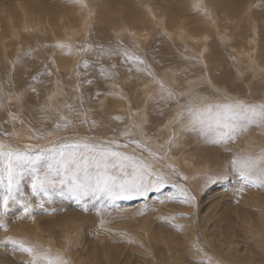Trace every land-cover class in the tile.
<instances>
[{
    "label": "rangeland",
    "instance_id": "1",
    "mask_svg": "<svg viewBox=\"0 0 264 264\" xmlns=\"http://www.w3.org/2000/svg\"><path fill=\"white\" fill-rule=\"evenodd\" d=\"M208 1V7L202 5L205 13L195 10V0H86L88 10L95 6L96 13L108 14L107 19L101 18L105 22L101 25L94 21L93 13L89 12L90 18L87 12L89 22L84 27L80 17L86 8L79 10L80 6L71 0H0V139L20 146L46 147L49 141L91 136L97 141L123 144L128 141L122 133L127 132L140 145L128 143L122 151L143 156L156 171L195 196L192 206L179 200L168 201L166 197L175 191L169 185L143 197L119 199L115 210L101 217L96 213L100 207L96 201L78 202L57 195L45 204L46 210L37 209L34 219L10 216L12 222L7 230H0V240L12 237L39 241L43 248L63 256L68 264H207L208 259L214 264H264V230L256 231L260 218L252 208L254 201L263 202L264 207V188L248 187L240 192L235 176L217 178L222 169L227 170L233 154H258L264 150V126L249 127L227 145H213L195 134L181 133L179 126L174 128L171 123L175 104L168 107L157 103V84L147 73L137 72L135 63L128 71L129 64L120 54L127 50L142 58L166 86L191 89L209 100H216L217 92L230 98L264 100V0ZM145 4L156 6L162 22L152 18ZM123 8L128 10L126 21L142 34L146 29L149 39L139 43V38L128 31L125 37L113 32L108 25L120 19L117 15L123 11L117 10ZM68 20L71 25L76 21L77 27H83L76 29L78 35L70 39L61 30ZM178 21L182 22L186 39L188 35L199 38L208 32L209 49L204 55L196 48L189 50L201 44L175 39L162 29L165 25L173 31ZM58 44L66 47L61 49ZM4 51L8 52L6 56ZM72 52L76 57L73 65L62 68ZM84 61L89 63L87 68ZM173 70L176 80L182 81L178 85L176 81L174 86L166 83ZM113 74L114 78H110ZM58 79H62L60 93L50 102L48 94ZM87 80L93 83L89 85ZM30 84L39 96L31 92ZM77 84L79 91L74 87ZM81 92L83 108L80 116L73 117L75 125L66 131L54 130L57 114L69 113L64 104H78L75 97ZM19 93H23L24 103L17 101ZM125 93L130 96L126 109L121 99ZM186 98L180 97V103ZM47 104L52 109L44 118L40 112ZM6 110L24 122L11 120ZM84 119L88 122H79ZM20 127L25 131L19 132ZM5 131L11 134L10 139L2 135ZM48 132L52 135L47 136ZM178 134L184 138L180 142H184L177 146L173 140L179 139ZM36 135L44 138H29ZM173 135L175 139H171ZM24 191L30 192L26 182ZM29 259L27 253L0 244V264H27Z\"/></svg>",
    "mask_w": 264,
    "mask_h": 264
},
{
    "label": "snow or ice",
    "instance_id": "2",
    "mask_svg": "<svg viewBox=\"0 0 264 264\" xmlns=\"http://www.w3.org/2000/svg\"><path fill=\"white\" fill-rule=\"evenodd\" d=\"M71 2L87 7L85 0ZM194 8L207 12L206 9H201V0H197ZM57 47L63 49L66 45L58 44ZM108 54L111 55L112 51L108 50ZM120 54L124 57V63L129 64L128 71H132L131 65L135 63L137 72L147 73L157 84L158 91L155 94L157 103L162 102L168 107L175 104L171 123L174 128L179 126L181 133L195 134L204 142L213 145H227L235 142L249 127L264 126V100L254 102L230 98L218 92L216 100H209L206 95L193 93L191 89L185 91L182 87L176 89L166 86L162 78L156 79L142 58L127 50ZM88 66V61H84V67ZM48 74L51 75L50 72ZM114 75L110 78H114ZM101 76H104L103 69ZM32 80L36 82L37 77L33 76ZM86 83L91 85L93 80H87ZM74 87L79 91V84ZM29 88L33 94L39 96L36 87L30 84ZM100 94L102 93L97 92V95ZM82 95L81 92L75 97L78 104H64L69 113L57 114L54 130L66 131L75 125L73 117L80 116V109L83 108ZM183 96L187 98L184 103H180V97ZM16 99L24 103L23 93H19ZM48 99L51 101L52 96ZM2 106L0 96V107ZM50 109L51 104L45 105L40 115L47 118L45 114ZM6 111L11 120L20 119L21 123L24 122L21 117ZM79 122L88 121L84 119ZM2 135L11 138V134L6 131ZM51 135L52 132L47 133V136ZM122 135L127 143L121 144L115 140L97 141L91 136H74L49 141L46 147L31 144L21 147L6 139H0V230H7L12 222L10 216L34 219L37 209L46 210L45 204L57 195L67 196L78 202L96 201L100 204V207L96 208V213L101 217L104 213H109L110 209L115 210V202L119 199L143 197L150 191H159L169 185L175 191L166 197L168 201L179 200L188 206L194 205L195 196L189 189L170 181L164 174L156 171L152 163L143 156H138L135 152L122 151L121 149H127L128 143L140 145L138 140L131 138L130 133L125 132ZM29 138L43 139L44 136L36 135ZM171 139H175V135ZM221 176L225 178L235 176L239 181L240 192L248 187L264 188V150L258 154L245 152L233 154L227 170L222 169L221 173L217 174V178ZM25 182L30 188L29 193L24 191ZM100 223L101 226L105 223L103 218ZM173 227L182 228L179 225ZM0 244L11 247L13 251L27 253L30 257L27 264H68L63 256L43 248L39 241L29 242L5 237L4 240H0ZM207 264L214 262L208 259Z\"/></svg>",
    "mask_w": 264,
    "mask_h": 264
},
{
    "label": "bare ground",
    "instance_id": "3",
    "mask_svg": "<svg viewBox=\"0 0 264 264\" xmlns=\"http://www.w3.org/2000/svg\"><path fill=\"white\" fill-rule=\"evenodd\" d=\"M211 1V0H210ZM210 1H208V3L210 2ZM85 2H86V0H85ZM195 4L197 3V0H195V2H194ZM86 4H87V2H86ZM195 4H193V5H195ZM213 4V3H212ZM88 5V4H87ZM202 5H205V7H208V5H207V2H206V0H201V9H202ZM95 7V6H94ZM93 7V9H91V11L90 10H88V8L87 7H85L86 9H84L83 7H81L80 6V9L79 10H81V9H84L85 10V15L84 14H82V15H84V16H81L80 18H83V25H84V27H85V23L86 22H89L88 21V16H86V14H87V12H88V15H92V13H93V16H92V18L94 19V21H96V23H101V25L103 24V23H105L103 20H101V18L102 17H105L106 19H107V14H108V11H105L106 12V14L104 15V14H100V13H96L97 11H94V8ZM144 7L146 8V10L149 12V14H151V16H152V18H154V20H156L157 22H159V21H161L162 22V20H163V18L158 14V12H157V10L155 9V7L156 6H152V8H150L151 7V5H144ZM150 8V9H149ZM116 10V9H115ZM127 9H125V8H123V9H119V10H117V11H123V12H121V13H119L117 16L120 18L118 21H116V22H114L112 25H108V26H110V28L113 30V32H115V34H120V35H123L124 37L125 36H127V34H126V32L128 31V32H130L131 34L130 35H132V36H134V37H137V38H139V40H138V42L139 43H141L142 41H146L147 40V38L149 37H147V35H148V31L146 32V29H143L144 31H145V33L144 34H142V33H140L139 32V30H138V27H136L135 25H133V24H131V23H129V22H127L126 21V19H125V15L128 13L127 11H126ZM100 11V10H99ZM113 11V10H112ZM89 12H91L90 14H89ZM116 12V11H115ZM96 13V14H95ZM104 13V12H103ZM117 13V12H116ZM143 13V12H142ZM247 13H249V12H247ZM95 14V15H94ZM115 14V13H114ZM121 14V15H120ZM80 15V14H79ZM91 15H90V18H91ZM146 15V14H145ZM145 15L144 14H141V16L142 17H145ZM237 16H238V14H237ZM147 17H149V16H147ZM146 18V17H145ZM151 18V19H152ZM239 18V17H238ZM74 19V18H73ZM75 19H77V18H75ZM79 19V18H78ZM205 20H206V24L208 25V16H207V18H205ZM80 22V21H79ZM95 23V24H96ZM121 23V24H120ZM180 23H182V22H180V21H178L176 24H175V29L172 31L171 29L169 30H167L165 27V25H163V28L162 29H164L165 31H167L168 33H169V36H171V37H173V38H175V39H181V40H183V42L185 41V42H189V41H191V40H194V42L196 43V44H201V46H194V47H190L189 48V50H191V49H197V50H199V52L200 53H202L203 55L205 54V51H206V49H209V48H207V47H209L208 46V44H207V39H208V32H204L206 35H203L202 37H199V38H197V37H193V36H190V35H188L187 33H186V35H188L187 36V39H186V36L184 35L185 34V31H184V29H183V27L180 25ZM88 25V24H87ZM152 25V24H151ZM185 26V25H184ZM77 23H76V21H74V22H72V25L69 23V20H68V22H66V23H64V25H63V29H61V30H64V33L63 34H67V37L70 39V38H74L75 36H76V34L78 33V29H80L79 27H77ZM168 27V26H167ZM105 28V27H104ZM136 28H137V30H136ZM153 28V27H152ZM155 28V27H154ZM153 28V29H154ZM169 28V27H168ZM77 29V30H76ZM83 29V27H81V29L80 30H82ZM150 28H148V30H149ZM187 29H188V27H187ZM208 30V29H207ZM151 31V30H150ZM155 31V30H154ZM86 32V31H85ZM84 32V33H85ZM153 32V31H152ZM156 32V31H155ZM164 32V31H163ZM219 32V31H218ZM157 33V32H156ZM220 33H222L221 31H220ZM10 34V33H9ZM114 34V35H115ZM165 34V33H164ZM78 35V34H77ZM129 35V34H128ZM226 34H224V36H225ZM9 37L11 36V35H8ZM25 36V35H24ZM151 36V35H150ZM28 39V38H27ZM26 39V40H27ZM149 39V38H148ZM226 39V41H229L230 40V38H225ZM28 41V40H27ZM225 41V42H226ZM43 42V41H42ZM210 44H212V43H210L209 42V45ZM237 44V43H236ZM236 44H234V45H236ZM239 44V43H238ZM8 45V44H7ZM233 45V46H234ZM250 45V44H249ZM227 46H230V45H227ZM232 46V45H231ZM230 46V47H231ZM232 46V47H233ZM231 47V48H232ZM238 47V46H237ZM236 48V46H234V49ZM249 49V48H248ZM247 49V50H248ZM250 50V49H249ZM167 51V50H166ZM210 51H212V50H210ZM264 51V50H263ZM237 52H238V50H237ZM241 52H242V50H241ZM185 53V52H184ZM236 53V52H235ZM3 54H4V56H6L7 54H8V52H6V51H4L3 52ZM167 54V53H166ZM202 55V56H203ZM211 55V54H210ZM29 56V55H28ZM33 56V55H32ZM192 56V55H191ZM246 56V55H245ZM26 57V56H25ZM25 57H23V58H25ZM203 57H205V56H203ZM207 57V59H208V55L206 56ZM212 57V56H211ZM259 57V56H258ZM262 57V56H261ZM13 58L14 57H11V60L13 61ZM31 58V57H30ZM75 55H74V53L72 52V54L70 55V57L68 58V60H65L64 61V63H63V65H62V68L63 67H65V66H67V65H69V66H71V65H73V62L75 61ZM193 58V57H192ZM196 58V57H195ZM221 58V57H220ZM21 59V56L19 57V60ZM170 59V58H169ZM184 59V58H183ZM197 59V58H196ZM217 59H219V57L217 58ZM259 59H260V57H259ZM18 60V59H17ZM36 60V59H35ZM171 60V59H170ZM177 61H180V60H178V59H176ZM190 60H192V59H190ZM200 60H202L201 58H200ZM22 61V60H21ZM183 62L185 61V60H182ZM181 61V62H182ZM1 62H2V60H1ZM196 62V61H195ZM207 62V60H205V63ZM38 63V62H37ZM61 63V64H62ZM188 63V62H187ZM19 65H20V63H18ZM60 64V65H61ZM75 64V63H74ZM183 64V63H182ZM185 64V63H184ZM207 64V63H206ZM18 65V66H19ZM27 66H30V63L28 62L27 64H26ZM177 65V64H176ZM187 65V64H186ZM21 66V65H20ZM19 66V67H20ZM40 66V65H39ZM180 66V65H179ZM178 66V67H179ZM177 67V68H178ZM188 67V66H187ZM164 68V67H163ZM183 70H184V68L183 67H181ZM203 68V67H202ZM72 69V68H71ZM179 69H180V67H179ZM189 69V68H188ZM176 71V70H175ZM175 71L173 70L172 72H170L169 73V79L167 80V84L169 85L170 83H171V85H173V83H175L176 84V81H178V83H177V85L180 83V82H182L180 79V81L179 80H176V78H175ZM180 71H181V69H180ZM185 71V70H184ZM263 70H261V72H262ZM259 72V71H258ZM184 73H186V71L184 72ZM263 73V72H262ZM181 74V73H180ZM188 76V75H187ZM58 77H60V76H58ZM188 78V77H187ZM59 80V82L58 81H56L54 84H55V86H54V88H52L51 89V91H50V93L48 94L49 96H51L50 94L51 93H53L54 91H55V93H53L52 94V100L50 101V102H52L53 101V98H55V97H57V95L60 93V90H61V87L59 86V83L60 84H62L61 82V80L60 79H58ZM185 80H186V78H185ZM185 80H183V81H185ZM58 82V83H57ZM186 82V81H185ZM189 84H193V81L191 82V83H189ZM176 85V86H177ZM174 86V85H173ZM114 89V88H113ZM48 91V90H47ZM65 91V90H64ZM125 92V91H124ZM124 94V93H123ZM70 96V93H66V97H69ZM231 96V95H230ZM128 97H130L127 93H125V96L124 95H122L121 96V99H123L124 100V103L122 104V107L123 108H127L128 106H129V103L127 102V99H128ZM232 97H234V95H232ZM245 98V97H244ZM243 99V98H242ZM85 100V99H84ZM182 100V99H181ZM247 100V99H246ZM130 102V101H129ZM27 107V105L25 104V108ZM28 113H30V110H28V112H27V114ZM145 116H146V114H145ZM25 130L23 129V128H19V132H24ZM178 136V138L179 137H181V135H177ZM263 138V137H262ZM180 139L181 138H179V139H176V140H173V143H175L177 146L178 145H180L181 143L183 144V142H180ZM182 139H184V138H182ZM181 139V140H182ZM9 141V140H8ZM17 143H18V141H17ZM16 144V143H15ZM19 145V144H18ZM25 145V144H24ZM21 146H23V145H21ZM253 150V149H252ZM251 150V151H252ZM256 150V149H255ZM253 153H255V152H253ZM263 202H261V201H254V203H253V206H252V208H253V211L256 213V215H257V217L258 218H260L259 220H258V229L256 230V231H262V230H264V207L261 205Z\"/></svg>",
    "mask_w": 264,
    "mask_h": 264
}]
</instances>
